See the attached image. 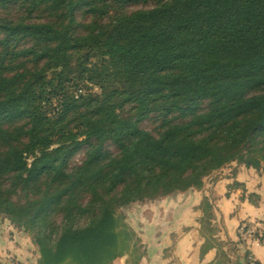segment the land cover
<instances>
[{"label":"trees","instance_id":"obj_1","mask_svg":"<svg viewBox=\"0 0 264 264\" xmlns=\"http://www.w3.org/2000/svg\"><path fill=\"white\" fill-rule=\"evenodd\" d=\"M238 169L264 174V0H0V219L35 264H140L127 209L225 172L258 205Z\"/></svg>","mask_w":264,"mask_h":264},{"label":"crops","instance_id":"obj_2","mask_svg":"<svg viewBox=\"0 0 264 264\" xmlns=\"http://www.w3.org/2000/svg\"><path fill=\"white\" fill-rule=\"evenodd\" d=\"M228 175L229 172L222 173L206 180L201 192L190 191L184 195H175L160 203L156 212L161 214L165 208L168 209L171 220L155 219L152 239L144 233V237H140L146 250L140 264H242L240 254L229 252V248L236 242V232L241 222L264 224V174L257 176L252 171L238 169L235 177V181L244 185L247 195L259 197L260 201L256 206L247 200L242 202L240 192L228 193L227 186L234 181ZM185 198L183 204L179 203ZM204 198L214 208V218L209 220L206 229L201 225L200 213L195 211ZM184 212L191 217L178 220L172 216ZM3 240L0 236L1 263L9 264L8 260L11 258L21 264H35L36 257L27 258L23 256L26 254L17 251V246H12V242H16L15 238L9 242ZM252 252L258 263L264 264V247L255 245ZM117 262L124 264L125 259Z\"/></svg>","mask_w":264,"mask_h":264},{"label":"rangeland","instance_id":"obj_3","mask_svg":"<svg viewBox=\"0 0 264 264\" xmlns=\"http://www.w3.org/2000/svg\"><path fill=\"white\" fill-rule=\"evenodd\" d=\"M103 91H105V89ZM100 95H101V92H99L97 97ZM129 112L130 111H126V113H120V118L124 121H128V120L132 119L134 113L131 114ZM145 129H147L149 131V126H146ZM78 161H79V158L76 162H78ZM225 174H227V172H225ZM169 198H167V199H169ZM167 199H163V200L157 201L155 203H151V205H149V206H133L132 208H129L124 212L125 216H126L127 223L129 224L130 227H132L134 229V231L137 232V235H139V237H144V235H145L146 237H151V239H152V237L154 236V233H155V231L154 232L152 231L153 230L152 227H153V224L155 222V219L158 218V221L163 220V219H164V221L171 220V215L167 212L168 209L165 208V210H163L164 212H162L161 214L156 212V210H158L159 206L161 205L160 203H163ZM185 200H186V198L183 201H179V203L183 204L185 202ZM259 201H260V199H259ZM172 216L174 219H178V220L183 219L184 220L187 217H189L190 214L184 212V213H176L175 215L172 214ZM243 223L254 227V229H256L258 232L264 231V224H261L258 222L257 223H255V222H241V224H243ZM143 233H144V235H143ZM236 234H237V232H236ZM0 236H1V238L4 239L3 241H7V242H9L11 239H12V241H14V238H15L16 242H12V246H17V251H19V253L26 254L23 256H26L27 258L30 257L32 259L35 256V250H34L35 248L32 247L30 240L26 236H24L23 234H20V233H17L16 231H14L9 226V224L7 222H5L1 219H0ZM12 250H13V248L11 249V251ZM28 250H30V251H28ZM19 253H18V255H21ZM7 259H8V257H7ZM8 263L9 264H15L11 258L8 260ZM0 264H3V263H1V260H0ZM115 264H123V263L117 262Z\"/></svg>","mask_w":264,"mask_h":264},{"label":"built area","instance_id":"obj_4","mask_svg":"<svg viewBox=\"0 0 264 264\" xmlns=\"http://www.w3.org/2000/svg\"><path fill=\"white\" fill-rule=\"evenodd\" d=\"M256 229L254 227L241 224L237 229V236L239 237L242 243H245L247 246L250 245H261L264 246V231L258 232V236L256 234ZM248 264H256V261L253 257H250L247 261Z\"/></svg>","mask_w":264,"mask_h":264}]
</instances>
